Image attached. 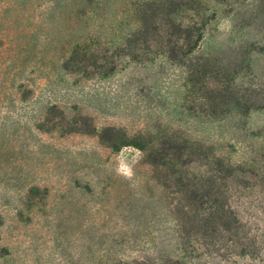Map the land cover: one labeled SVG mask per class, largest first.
<instances>
[{"label": "rangeland", "instance_id": "obj_1", "mask_svg": "<svg viewBox=\"0 0 264 264\" xmlns=\"http://www.w3.org/2000/svg\"><path fill=\"white\" fill-rule=\"evenodd\" d=\"M139 1L0 0V264H264V0L211 3L197 52L239 70L240 93L261 106L246 115L234 104L211 114L200 85L163 54L118 52ZM75 51H88V69L66 68ZM53 105L65 119L51 118ZM117 137L134 145L111 147ZM186 141L252 176L231 192L260 241L255 257L181 241L177 187L135 144L163 152ZM190 167L209 169L204 154Z\"/></svg>", "mask_w": 264, "mask_h": 264}, {"label": "trees", "instance_id": "obj_2", "mask_svg": "<svg viewBox=\"0 0 264 264\" xmlns=\"http://www.w3.org/2000/svg\"><path fill=\"white\" fill-rule=\"evenodd\" d=\"M226 0H142L134 4L133 12L138 28L126 39L124 45L117 50L130 60L140 62L150 60L151 56L163 54L174 64L187 69L193 85H200L201 99L211 110V114L219 115L228 112L230 105L243 107V114L256 106L251 93H240L236 83L239 70H229L215 63L217 60L198 55V49L204 38L205 30L216 16L211 9V3H222ZM78 52L66 63L75 60L76 71L88 69V51L78 59ZM245 62L246 59L244 58ZM98 65L97 61H94ZM103 66H97L101 69ZM117 69L114 64L107 70H101L109 75ZM195 83V84H194ZM246 111V112H245ZM51 118L57 116L66 118L64 111L58 106H51L48 111ZM51 119L50 117H48ZM89 117L82 118L89 122ZM69 132L83 131L81 126H73ZM134 145L130 140L123 142L116 138L111 147ZM141 149L147 151V159L154 168L165 177L163 185L169 187L168 180L176 186L177 217L181 226V241L191 239L201 241L209 252L220 257L230 255L253 256L261 250L260 241L253 233L249 221L242 216L239 207L233 202L231 188L241 187L240 182L248 183L252 176L242 173L241 164L233 163L224 156L217 154L213 147L203 144L172 142L168 151H160L154 147ZM174 149V152L171 150ZM188 153V157H185ZM204 154L209 169L202 175H197L190 167L192 158L201 159ZM192 156V158H191ZM170 175V176H169ZM165 264H187L180 259H167Z\"/></svg>", "mask_w": 264, "mask_h": 264}]
</instances>
